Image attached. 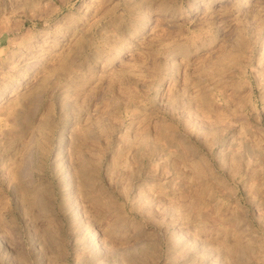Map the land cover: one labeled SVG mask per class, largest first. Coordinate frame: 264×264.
<instances>
[{"label":"rangeland","instance_id":"1","mask_svg":"<svg viewBox=\"0 0 264 264\" xmlns=\"http://www.w3.org/2000/svg\"><path fill=\"white\" fill-rule=\"evenodd\" d=\"M0 264H264V0H0Z\"/></svg>","mask_w":264,"mask_h":264},{"label":"bare ground","instance_id":"2","mask_svg":"<svg viewBox=\"0 0 264 264\" xmlns=\"http://www.w3.org/2000/svg\"><path fill=\"white\" fill-rule=\"evenodd\" d=\"M95 236H98V232L95 233Z\"/></svg>","mask_w":264,"mask_h":264}]
</instances>
